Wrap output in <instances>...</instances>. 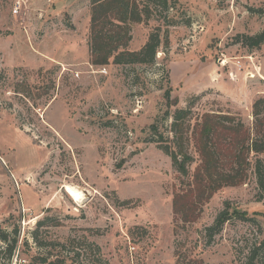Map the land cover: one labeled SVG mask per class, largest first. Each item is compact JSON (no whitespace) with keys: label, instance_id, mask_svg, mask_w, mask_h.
<instances>
[{"label":"rangeland","instance_id":"374dc122","mask_svg":"<svg viewBox=\"0 0 264 264\" xmlns=\"http://www.w3.org/2000/svg\"><path fill=\"white\" fill-rule=\"evenodd\" d=\"M262 6L264 0L152 4V17L132 25L127 50L141 51L156 33L155 62L112 58L95 66L90 0H0V227L17 229L19 239L11 260H3L247 262L264 239L263 154L251 152L246 182L216 192L198 221L184 223L173 201L192 187L201 164L191 136L202 115L233 117L256 138L264 46L250 50L235 40L264 30V13L250 11ZM178 110L189 113L182 146L173 127ZM168 150L191 158L187 173ZM67 184L89 198L73 202ZM228 205L247 219L234 214L210 233ZM45 219L54 225L34 236Z\"/></svg>","mask_w":264,"mask_h":264},{"label":"trees","instance_id":"16d2710c","mask_svg":"<svg viewBox=\"0 0 264 264\" xmlns=\"http://www.w3.org/2000/svg\"><path fill=\"white\" fill-rule=\"evenodd\" d=\"M92 6L91 24V63L95 66H106L114 58L116 64H152L155 62L160 39L153 33L145 47L138 52L127 50L132 41V25L142 24L153 15L152 4L167 6L168 0H90ZM264 6L259 10L250 9L253 13H264ZM236 44L250 50H261L264 46V30L256 35H240ZM188 111L178 110L174 116L173 127L177 140L182 146V130ZM256 118V138L251 137L249 130L235 118L207 113L193 127L192 136L201 164L197 167L192 187L174 197V211L184 223H194L201 216L202 206L213 195L225 187H239L248 178L249 155L255 151L264 155V98L253 105ZM174 162L186 172V163L191 159L187 154H176L168 150ZM227 167L228 171L224 169ZM247 219L245 212H231L229 205L217 217L210 233H219L233 215ZM54 225L53 220L45 219L38 223L34 236L41 226ZM58 225V224H56ZM18 230L14 234L0 227V264L6 262L4 256L11 260L18 246ZM247 262L256 264L264 261V239L251 247ZM39 264H68L63 258L54 261L40 258ZM264 264V263H262Z\"/></svg>","mask_w":264,"mask_h":264},{"label":"bare ground","instance_id":"6f19581e","mask_svg":"<svg viewBox=\"0 0 264 264\" xmlns=\"http://www.w3.org/2000/svg\"><path fill=\"white\" fill-rule=\"evenodd\" d=\"M63 189L65 190L67 195L70 196L72 201L75 203L82 204L89 198L88 191H85L80 187L75 186L74 184L73 185L67 184L64 186Z\"/></svg>","mask_w":264,"mask_h":264},{"label":"built area","instance_id":"2783aa9c","mask_svg":"<svg viewBox=\"0 0 264 264\" xmlns=\"http://www.w3.org/2000/svg\"><path fill=\"white\" fill-rule=\"evenodd\" d=\"M237 65H238V67H239V68H241V65H240V63H238Z\"/></svg>","mask_w":264,"mask_h":264}]
</instances>
